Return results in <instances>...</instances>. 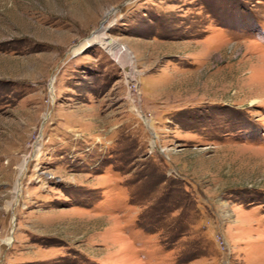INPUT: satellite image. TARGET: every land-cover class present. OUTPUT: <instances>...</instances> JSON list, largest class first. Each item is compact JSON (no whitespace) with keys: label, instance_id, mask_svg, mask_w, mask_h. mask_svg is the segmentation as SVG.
<instances>
[{"label":"rangeland","instance_id":"1","mask_svg":"<svg viewBox=\"0 0 264 264\" xmlns=\"http://www.w3.org/2000/svg\"><path fill=\"white\" fill-rule=\"evenodd\" d=\"M0 264H264V0H0Z\"/></svg>","mask_w":264,"mask_h":264},{"label":"bare ground","instance_id":"2","mask_svg":"<svg viewBox=\"0 0 264 264\" xmlns=\"http://www.w3.org/2000/svg\"><path fill=\"white\" fill-rule=\"evenodd\" d=\"M104 31V30H102ZM93 38H97L101 43L102 45L107 48V49H110V47L115 44V54L119 57H124L126 54H128V49L126 48V46H119L117 44L116 41H112L109 39V36H106V34L103 32L102 34H100L99 36H92ZM114 47V46H113ZM131 61V60H130ZM128 63V62H127ZM123 64V63H122ZM131 63H128V64H125L126 67H129ZM126 69V68H125ZM23 168V167H22Z\"/></svg>","mask_w":264,"mask_h":264}]
</instances>
